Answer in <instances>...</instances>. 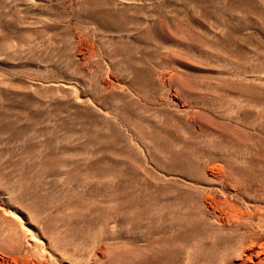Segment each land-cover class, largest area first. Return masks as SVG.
I'll list each match as a JSON object with an SVG mask.
<instances>
[{
    "label": "rangeland",
    "instance_id": "374dc122",
    "mask_svg": "<svg viewBox=\"0 0 264 264\" xmlns=\"http://www.w3.org/2000/svg\"><path fill=\"white\" fill-rule=\"evenodd\" d=\"M234 207L264 211V0H0V260L244 264Z\"/></svg>",
    "mask_w": 264,
    "mask_h": 264
},
{
    "label": "bare ground",
    "instance_id": "6f19581e",
    "mask_svg": "<svg viewBox=\"0 0 264 264\" xmlns=\"http://www.w3.org/2000/svg\"><path fill=\"white\" fill-rule=\"evenodd\" d=\"M158 15H159V13H158ZM233 209H231V210L234 211V213H231L232 215L231 214L228 215L229 217H227V219L232 218L231 224L233 222L236 224H239V225L244 224L249 229L248 230L243 229L245 231L239 232V233H236V235L230 236V238L228 240L230 241V243H231V241L232 242L238 241L240 243V245H241L240 249L236 252H237L238 256L245 262L244 264H247L246 263L247 260H250V262L252 264H262L263 260H260L259 262H253L251 259V256H248V254L246 253V250L252 249L254 246L259 244L260 241L264 237V211H260V210L257 211L256 210L257 208L255 210L253 209V210H245V211L240 209V207L239 208L234 207ZM228 213H230V211ZM228 220H226V221H228ZM225 223H227V222H225ZM16 231H17V229H16ZM16 231H15V234L17 233ZM19 233H21V232H19ZM26 234L27 235L24 234L25 235L24 237L26 239L27 249H25L23 252L20 251L19 254L11 255L9 257L10 260H8V261H4L3 259H1L0 264H50L51 263V261L54 259L52 256H54V254L58 253L56 251V249H53L54 244L51 247L47 244L48 250H46L45 245L42 244L43 242L40 243L39 241H37V239L34 240V238H32V236H31L32 234L31 235L29 233H26ZM45 234H47V233H45ZM19 235H21V234H19ZM18 237H20V236H18ZM16 238H17V236H16ZM260 245L264 249V240L260 243ZM18 248L21 250L20 245L18 246ZM230 249H232L231 246L228 247V251ZM58 254H57V256H58ZM60 255H59V257H60ZM63 260H66V259H63Z\"/></svg>",
    "mask_w": 264,
    "mask_h": 264
}]
</instances>
